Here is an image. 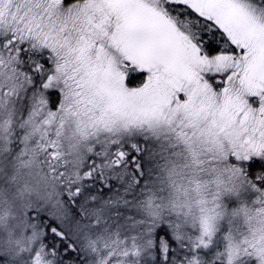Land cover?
Wrapping results in <instances>:
<instances>
[{"label": "snow or ice", "instance_id": "obj_1", "mask_svg": "<svg viewBox=\"0 0 264 264\" xmlns=\"http://www.w3.org/2000/svg\"><path fill=\"white\" fill-rule=\"evenodd\" d=\"M0 264H264V0H0Z\"/></svg>", "mask_w": 264, "mask_h": 264}]
</instances>
